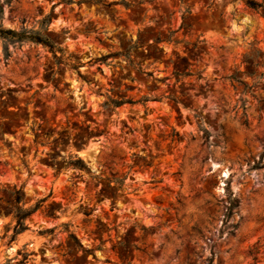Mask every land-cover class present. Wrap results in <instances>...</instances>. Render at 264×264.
Segmentation results:
<instances>
[{"label": "rangeland", "instance_id": "rangeland-1", "mask_svg": "<svg viewBox=\"0 0 264 264\" xmlns=\"http://www.w3.org/2000/svg\"><path fill=\"white\" fill-rule=\"evenodd\" d=\"M5 1L2 27L45 45L0 41V264H264V18Z\"/></svg>", "mask_w": 264, "mask_h": 264}, {"label": "trees", "instance_id": "trees-1", "mask_svg": "<svg viewBox=\"0 0 264 264\" xmlns=\"http://www.w3.org/2000/svg\"><path fill=\"white\" fill-rule=\"evenodd\" d=\"M13 1H15V0H6L5 4L10 5ZM73 1L74 0H61L60 3H63L64 5H71L73 3ZM242 1H244V0H242ZM86 2L88 4H96V5H100L102 7H106V8H110L114 5H117V3H108L106 0H89ZM244 2H245L248 9H250L251 11H253L257 14H260L264 18V4L263 3H259L255 0H246ZM78 3L81 4V3H83V1H79ZM2 14H3V10L0 8V19H1ZM26 40H33L35 43H40V44L45 45V43L41 39H37V38L27 36L26 32L17 33L13 30L4 29L2 27V25L0 24V41H2L4 43L6 51L8 49L9 44H13V45H15L17 43L21 44ZM244 63H245L246 70H247L246 75L250 76V77L254 76V73L250 71V67L253 66V67L257 68L260 65L259 64H253L252 58H250V57H246L244 59ZM261 77L264 78V73L261 74ZM231 80L235 81L239 85L243 86L244 89H248L247 84L243 81H240L236 77H232ZM242 119H243V125L245 127H248L249 123H248V119L246 118L245 114H243ZM209 138H210L209 134L205 131L204 136H203L204 143H207L209 141ZM15 202L17 204H19L21 202V199L16 198ZM238 205H239V202L236 199H232L231 201H229L228 208H227V214L225 217V219L227 221H229V219L235 213V210L237 209ZM37 209H38V207H35L33 209H28V210H22L21 208H17V214H15V216H14V218L16 220V226L14 229V238L18 234L22 233L23 231H25L27 229L25 222L35 211H37ZM232 228H233V231L231 232V234L233 235V232L235 231L236 226H232ZM211 263H212V261L209 262V264H211Z\"/></svg>", "mask_w": 264, "mask_h": 264}, {"label": "water", "instance_id": "water-1", "mask_svg": "<svg viewBox=\"0 0 264 264\" xmlns=\"http://www.w3.org/2000/svg\"><path fill=\"white\" fill-rule=\"evenodd\" d=\"M220 176H221V179H224L225 178V175H223L222 172H221Z\"/></svg>", "mask_w": 264, "mask_h": 264}]
</instances>
